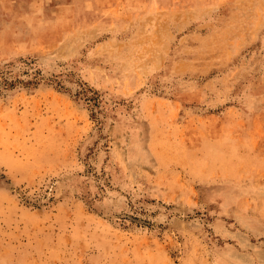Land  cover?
I'll return each mask as SVG.
<instances>
[{
	"label": "rangeland",
	"instance_id": "rangeland-1",
	"mask_svg": "<svg viewBox=\"0 0 264 264\" xmlns=\"http://www.w3.org/2000/svg\"><path fill=\"white\" fill-rule=\"evenodd\" d=\"M0 264H264V0H0Z\"/></svg>",
	"mask_w": 264,
	"mask_h": 264
}]
</instances>
